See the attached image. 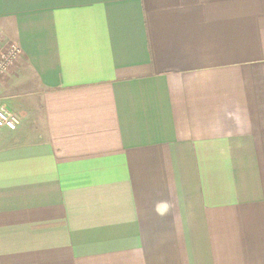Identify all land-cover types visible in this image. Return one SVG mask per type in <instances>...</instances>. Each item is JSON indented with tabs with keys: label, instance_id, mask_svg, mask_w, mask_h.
<instances>
[{
	"label": "crops",
	"instance_id": "0c3cea01",
	"mask_svg": "<svg viewBox=\"0 0 264 264\" xmlns=\"http://www.w3.org/2000/svg\"><path fill=\"white\" fill-rule=\"evenodd\" d=\"M0 264H264V0H0Z\"/></svg>",
	"mask_w": 264,
	"mask_h": 264
},
{
	"label": "built area",
	"instance_id": "2783aa9c",
	"mask_svg": "<svg viewBox=\"0 0 264 264\" xmlns=\"http://www.w3.org/2000/svg\"><path fill=\"white\" fill-rule=\"evenodd\" d=\"M2 40L3 35L0 32V42ZM20 52L21 50L16 43H10L6 50L0 52V75L4 73L10 65H12ZM4 127L15 129L16 120L2 109L0 110V129Z\"/></svg>",
	"mask_w": 264,
	"mask_h": 264
}]
</instances>
